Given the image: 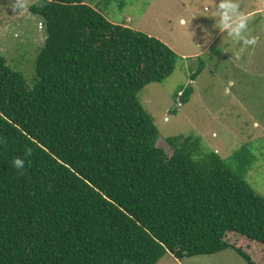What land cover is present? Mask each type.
Returning <instances> with one entry per match:
<instances>
[{
	"label": "trees",
	"instance_id": "obj_1",
	"mask_svg": "<svg viewBox=\"0 0 264 264\" xmlns=\"http://www.w3.org/2000/svg\"><path fill=\"white\" fill-rule=\"evenodd\" d=\"M88 1L29 5L45 32L29 81L0 53V264H156L232 248L227 232L264 245V197L215 151L156 145L137 92L177 54Z\"/></svg>",
	"mask_w": 264,
	"mask_h": 264
},
{
	"label": "rangeland",
	"instance_id": "obj_2",
	"mask_svg": "<svg viewBox=\"0 0 264 264\" xmlns=\"http://www.w3.org/2000/svg\"><path fill=\"white\" fill-rule=\"evenodd\" d=\"M33 1L0 0V53L28 81L45 39L42 19L28 9ZM88 2L110 21L159 38L178 56L170 76L137 92L158 129L156 145L170 154L167 137L190 136L204 155L215 151L264 197V0H228L245 18V37L254 41L243 46L240 59L233 53L241 45L220 26L222 18H235L228 9L221 16V0ZM200 61V73L190 80ZM188 86L193 91L183 104L177 93ZM225 240L232 248L182 259L167 252L156 264H248L235 247L264 264V245L234 232Z\"/></svg>",
	"mask_w": 264,
	"mask_h": 264
},
{
	"label": "clouds",
	"instance_id": "obj_3",
	"mask_svg": "<svg viewBox=\"0 0 264 264\" xmlns=\"http://www.w3.org/2000/svg\"><path fill=\"white\" fill-rule=\"evenodd\" d=\"M236 5L228 2V0H221V2L218 5V9L221 10V16L223 17V10L228 9L231 11L235 18L228 17L227 19L222 18L220 21V26L225 27V30L227 31L228 35L232 37V39L238 44L241 45V47L236 50L233 55L236 59L241 58V54L244 51L245 45L254 43L253 40L247 39L244 35L245 30V18L242 15L236 14ZM182 92V90H180ZM179 92V91H178ZM181 96V95H180ZM178 97V93H177ZM180 99V97H179ZM177 102V99H176ZM178 108V107H175ZM14 166L16 168H22L24 166V161L20 158H17L13 161Z\"/></svg>",
	"mask_w": 264,
	"mask_h": 264
},
{
	"label": "built area",
	"instance_id": "obj_4",
	"mask_svg": "<svg viewBox=\"0 0 264 264\" xmlns=\"http://www.w3.org/2000/svg\"><path fill=\"white\" fill-rule=\"evenodd\" d=\"M180 95H181V91L178 92V96H180ZM177 101H178V98H177ZM178 104H179V103H178Z\"/></svg>",
	"mask_w": 264,
	"mask_h": 264
},
{
	"label": "crops",
	"instance_id": "obj_5",
	"mask_svg": "<svg viewBox=\"0 0 264 264\" xmlns=\"http://www.w3.org/2000/svg\"><path fill=\"white\" fill-rule=\"evenodd\" d=\"M159 39V38H158Z\"/></svg>",
	"mask_w": 264,
	"mask_h": 264
}]
</instances>
